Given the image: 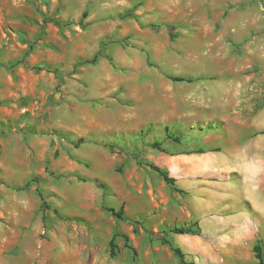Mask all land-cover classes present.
Listing matches in <instances>:
<instances>
[{
    "label": "rangeland",
    "instance_id": "rangeland-1",
    "mask_svg": "<svg viewBox=\"0 0 264 264\" xmlns=\"http://www.w3.org/2000/svg\"><path fill=\"white\" fill-rule=\"evenodd\" d=\"M260 138L264 0H0V264H156L195 221L264 252Z\"/></svg>",
    "mask_w": 264,
    "mask_h": 264
},
{
    "label": "crops",
    "instance_id": "crops-1",
    "mask_svg": "<svg viewBox=\"0 0 264 264\" xmlns=\"http://www.w3.org/2000/svg\"><path fill=\"white\" fill-rule=\"evenodd\" d=\"M254 125H257L256 122ZM263 142L264 138H260L259 143H257L256 146H261V148H264ZM245 154L248 156L247 153ZM210 164V162L204 163L205 166H209ZM219 227V224L214 222L211 223L208 225V233L206 235L203 233L202 224H199L201 231L200 235H181V240L185 249H183V251L181 249L180 250L185 255V261L193 264H219L220 260L217 259L211 244H214L216 241L220 240L225 245L224 252L226 254V259L222 261L223 264H256V260H253L252 258L254 257L253 254L246 252L245 249L252 247L253 241L250 234L247 237H239L238 235L231 233L219 238V233H221L219 231ZM210 242L212 243L210 244ZM166 249L169 250L168 247L162 245L148 246L149 253L153 256L155 254L153 260L156 264L168 263L171 260V257L175 261L177 260L173 256L172 252L169 250V254ZM177 264H179L178 260Z\"/></svg>",
    "mask_w": 264,
    "mask_h": 264
},
{
    "label": "trees",
    "instance_id": "trees-1",
    "mask_svg": "<svg viewBox=\"0 0 264 264\" xmlns=\"http://www.w3.org/2000/svg\"><path fill=\"white\" fill-rule=\"evenodd\" d=\"M55 24L59 27L62 26V24L60 22H57V21H55ZM172 80L177 81V82H183V81L184 82H191L190 79H184V78H180V77L172 78ZM173 140L179 142V138H177V137L173 138ZM151 147L155 148L157 150L163 151L158 142H153L151 144ZM146 166L150 167L154 172H156L165 184H167L169 186L174 185L175 180H174V178L169 176L167 171H165L162 168H159L157 166H154L153 164H150V163L146 164ZM122 210H123L122 207H120L119 210H117V211L114 209L105 208V211L109 212L112 216H114L118 219H122V216H123ZM133 233L134 234L137 233L136 228H133ZM169 233L177 234V235L191 234V235H197L198 236L201 233L198 222L197 221L191 222L186 226H175V227H172L168 230L165 228H162L156 237H151V236L148 237V242L150 244L162 245V246L168 247L169 250L172 252L173 256L178 260L179 264H193V263H189V262L185 261V255L182 253L180 248H178L172 244L170 238L168 237ZM116 237H117V234H114L108 243L109 256L111 258L115 257V255H116V245H115ZM122 238L125 242V247L132 252L133 258H135L137 256V252H136L134 247L129 245L128 236L122 235ZM252 253H253V256L256 260V264H264L263 246L260 242H256L253 245Z\"/></svg>",
    "mask_w": 264,
    "mask_h": 264
},
{
    "label": "bare ground",
    "instance_id": "bare-ground-1",
    "mask_svg": "<svg viewBox=\"0 0 264 264\" xmlns=\"http://www.w3.org/2000/svg\"><path fill=\"white\" fill-rule=\"evenodd\" d=\"M256 144H257V143H256ZM250 145H251V144H250ZM252 145H253V144H252ZM254 145H255V144H254ZM260 145H261V144H260ZM263 146H264V142H263ZM260 147H261V146H260ZM260 147H259V148H260ZM256 149H257V148H256ZM253 156H254V155H253ZM234 157H235V156H234ZM229 167H230V166H229Z\"/></svg>",
    "mask_w": 264,
    "mask_h": 264
}]
</instances>
